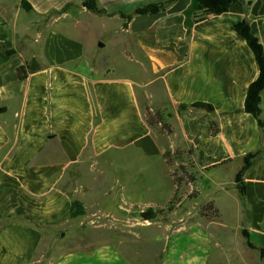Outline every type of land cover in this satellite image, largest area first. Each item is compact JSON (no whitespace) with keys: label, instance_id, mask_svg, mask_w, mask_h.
Listing matches in <instances>:
<instances>
[{"label":"crops","instance_id":"0c3cea01","mask_svg":"<svg viewBox=\"0 0 264 264\" xmlns=\"http://www.w3.org/2000/svg\"><path fill=\"white\" fill-rule=\"evenodd\" d=\"M84 1L0 0V44L14 51H0V264H34L44 239L71 225L72 203L86 210L85 199L108 181L118 218L123 208H165L176 186L163 155L184 149L181 162L195 175L185 186L204 201L191 200L193 211L177 205L161 264H264V132L245 108L260 66L235 27L245 21L264 46L263 4L237 1L217 15L194 11V0H98L123 15L161 5L128 21L94 14ZM73 9L99 27L104 44L86 46L62 31ZM259 108L264 116V89ZM147 110L160 111L172 132L150 126ZM154 164L163 172H148ZM99 165L111 174L87 175ZM207 202L218 219L201 215ZM120 245L52 264H136Z\"/></svg>","mask_w":264,"mask_h":264},{"label":"rangeland","instance_id":"374dc122","mask_svg":"<svg viewBox=\"0 0 264 264\" xmlns=\"http://www.w3.org/2000/svg\"><path fill=\"white\" fill-rule=\"evenodd\" d=\"M258 1L264 6V0ZM200 6L201 10L206 9L205 3L202 1ZM69 14L71 16L62 22V31L66 32L73 40L84 43L86 46H92L94 43L98 44V42L104 44V42L98 38L99 36L97 33L99 27L91 26L86 14L81 13L79 9H73ZM262 47L264 49L263 45ZM261 118L264 119L262 114ZM181 151H185L187 154L183 152V155L174 156V165L172 168L185 166L186 169L190 171V165L181 162V160L188 162V150L184 149ZM160 165L157 166L154 164L147 166L148 172L153 174L163 172ZM92 167L88 166L87 175H95L96 172L100 171L111 174V168L108 166L99 165ZM153 179V182L157 181L154 177ZM86 188L84 192L89 193L88 187ZM163 190H165V188ZM192 192L183 185L177 197L178 200L180 199V201H182L184 211L189 207L191 211L194 210V207L196 209V205H192L193 203H191V200L188 198ZM165 196L166 195L162 197L159 196V199L166 201ZM196 199L194 203L200 205L204 201V196H201L198 200ZM85 200H87V208L84 215L73 218L71 225L67 224L64 227H58L55 231L51 232L49 236L44 239L38 253H36L34 264H52L64 254L104 245L106 243L118 242V239L124 243V246L120 245L124 253L131 254L132 256L137 255L139 257L136 264H161L160 255L163 253L165 247L164 240L172 231L171 227L167 228L166 226L170 225L169 222L170 219H172L173 212L160 217L157 222H147L142 220L141 217V214L147 209L133 206L123 208L120 214L121 217L118 218V213L116 212V210L118 211L117 203L113 201L111 181H108L104 188H99L95 196L92 197L91 195ZM204 204H202L201 207ZM201 207L199 209H201Z\"/></svg>","mask_w":264,"mask_h":264},{"label":"trees","instance_id":"16d2710c","mask_svg":"<svg viewBox=\"0 0 264 264\" xmlns=\"http://www.w3.org/2000/svg\"><path fill=\"white\" fill-rule=\"evenodd\" d=\"M201 1L205 3V7L208 10L210 14H222L224 12H227L228 9L237 2V0H194V11L200 9V3ZM84 7L97 15H108V16H114V15H120L123 19L131 20L132 17L136 15H141L144 13H151L154 11H157L160 9L161 5H151L145 8H139L136 9L134 12L128 15H123L121 12H115V13H107L106 10L100 8L98 4V0H85L84 1ZM23 6L27 11L31 10V6L28 5L26 2H23ZM71 5L65 6L61 11L56 12L58 14L63 13L67 11ZM236 29L245 37L247 38L251 48L255 51L257 60L260 66V76L256 82H254L248 91V96L245 103L246 111L250 114H252L259 122L260 127L262 128L264 132V119L261 118V109L259 108V102H260V92L264 89V49L262 45L259 43L258 39L255 38L247 23L244 21L242 23L237 24ZM0 51H2L6 55H12L14 51H7L2 44H0ZM19 74L21 78L27 77V72L25 67H21L19 69ZM195 107H201V103H197L194 105ZM146 119L147 123L150 126H156L159 125L161 127V130L166 133L170 134L172 132L171 126L166 122V119L164 115L160 111H150L147 110L146 113ZM216 131H213V134H215ZM176 155H181L180 152L171 153L170 151H166L163 155L164 159L167 161L169 167L171 168V176L173 178L174 184L176 186V191L172 199L169 201L167 206L165 208H157L152 209L149 208L146 211H144L141 214L142 220L148 221V222H155L160 217L166 216L169 213H172L178 204H180V199L178 200V195L180 193V189L183 185L187 184H193L195 182V175L188 171L185 166H179L178 168H172L173 167V157ZM256 157V154L249 155L247 158H245L246 165L253 160ZM244 165V168L246 167ZM241 175H238L237 181L240 182ZM198 197V193L196 191H193L191 195L188 196L189 200L196 199ZM85 208L83 204L79 201H74L72 203V209H71V217L76 218L79 216L84 215ZM200 213L203 217L207 218L208 220H216L219 218V212L216 209L214 202H207L204 204L201 209ZM245 237H247V233L243 232ZM249 246L251 248H254V246L249 242Z\"/></svg>","mask_w":264,"mask_h":264},{"label":"water","instance_id":"95a60500","mask_svg":"<svg viewBox=\"0 0 264 264\" xmlns=\"http://www.w3.org/2000/svg\"><path fill=\"white\" fill-rule=\"evenodd\" d=\"M101 46L103 45V44H100Z\"/></svg>","mask_w":264,"mask_h":264}]
</instances>
